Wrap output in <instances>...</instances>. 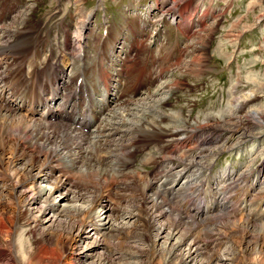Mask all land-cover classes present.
<instances>
[{
	"label": "rangeland",
	"instance_id": "374dc122",
	"mask_svg": "<svg viewBox=\"0 0 264 264\" xmlns=\"http://www.w3.org/2000/svg\"><path fill=\"white\" fill-rule=\"evenodd\" d=\"M15 1L19 5L26 2V5L29 6L25 11L14 16L10 23L2 26L10 33L14 30L21 32L7 35L4 44L0 43V48H6L7 39L10 41L15 35H21L16 41L13 40L17 44L22 39L27 45L34 39L29 49L31 48L30 54L33 56L31 62L36 64V68L32 73V80L26 82L27 90L22 92L25 94L29 91L30 96L39 102H43L47 97L45 85L47 81L38 85L36 94L32 93L34 81L39 82L41 79V73L37 74L38 71L40 72V61L38 60L39 64L36 61L37 53H40V50H34L41 37L38 36V32L35 34L30 32L27 25L29 15L32 16L29 22L45 21L47 36L53 44L61 38L60 28H66L69 21H72V34L65 32V35L78 44L76 62H71L70 59L67 60L68 57H65L55 66L58 69L64 68V60H67L65 66L71 65V69L83 66L84 55H81V52L87 44L85 40L87 37L82 31L89 23L91 8L94 10L85 34L90 38H96L94 42V46L98 45L96 50L104 39L100 35L103 20L109 21L108 24L113 26L114 32L123 30L122 36L125 34V26L128 24L126 22H129L131 26H139L140 23H144L142 30L141 27L138 28L146 36L143 38V43H148L149 45L146 46L160 55L157 62L153 64L162 69L159 78L162 77L167 81L161 90L168 93V95L164 94L163 98L168 97L162 104L157 103L156 105L148 102L147 109H143L144 111L137 109L134 112H137L139 117L146 116L144 125L147 127H158L157 129L160 131L153 129L158 132L155 134L159 138L170 137L165 135V132L176 129V139L185 143L177 144L173 148L169 140L166 141L167 144L163 140V142L148 145L149 147H128V149L131 148V154H126L128 161L122 171L113 175L112 182L103 183L98 187L101 194V207L104 204L109 207L105 210V215H102L105 226L121 222L120 220L115 222L113 219L124 214L126 216L123 219V224H119L123 227L117 232V229L112 225L114 230L104 229L103 234L97 233L96 230L89 238L85 233L87 227L80 230L77 239L74 237V241L77 240V244L81 247L86 246L84 249H88L89 254L87 257L78 259V264H90L95 260L97 253L105 254L106 252L107 255H110V252L114 253L111 256V264H118L125 260L123 257L116 258L118 252L126 254L136 251L139 258L134 261L139 264H189L182 263L184 259L180 253L173 250L169 252L178 235L175 234L168 238L166 237L167 233L163 232L160 237H157L156 223L158 224V222L152 224V215L154 214H150L151 211L146 209V205L141 199L142 187L146 179L155 177L154 180H157L171 167L175 172L184 170L186 173L174 181V187L170 189L172 194L167 193L169 196L165 194V197H168L166 206L169 205V208L177 210L183 217L195 216L197 218H195L197 221L195 230L197 236L201 237H199V243L202 249L212 257H222L216 258L214 264H239L240 262V264H249L250 256L245 254L247 256L242 257L239 248L245 246L246 241L251 237L245 235L243 242L242 225L233 220L243 218L250 221L251 219L254 224L264 226V114H260V111L264 112V0H186L188 1L186 11L192 14L191 18L195 24H197V20L201 24L194 26L186 34L168 19H164L160 31L153 33L156 23L153 19L156 14L152 12L149 16L150 19L144 18L149 7L146 4L153 0H103V5L98 4V0ZM166 1L164 0V2ZM79 2H83V7L77 5ZM33 5L35 7H32ZM86 12L87 14H85ZM76 18L82 19L73 22ZM109 28L110 26L107 28L108 34L113 36ZM202 37L205 38V41ZM46 41L47 39L42 43L44 42L45 45ZM202 41L203 43L200 44ZM60 54L65 55L66 52ZM125 55L126 51L122 49L118 59H122ZM138 55L140 57L138 64L133 66L130 74L142 66L140 60L144 56L147 57V67H149L146 72L150 70L149 51L142 48L138 51ZM98 57L100 55L97 53L95 64L98 68H95L98 69V74L96 77L94 74L89 77L92 67L83 68L84 82L81 92L83 96L87 92L89 97L87 104L100 102L102 107L111 109L117 107L116 105L120 103L121 99L114 93H110L112 97L107 100L106 97L103 98L105 93L103 83L106 78H102L101 73L99 75V70L100 72L104 70L99 69L101 65ZM11 59L12 57L9 55V62ZM29 62L27 61L26 65L22 66L23 70L28 69ZM46 64L45 58L41 69H44ZM16 68L14 61L10 65L8 63V74L14 72ZM61 79H64L63 75L60 77ZM64 82L68 83L66 78ZM127 84L128 82L125 85ZM94 85L96 89L100 87L98 91L103 86L102 91H99L101 99L95 96ZM141 85V81L138 83L130 79V84L126 86L125 90L139 96L141 95L139 92L145 90ZM154 85L155 83L151 82V85L145 88ZM159 86L160 84L145 91L152 92ZM145 91H143V95ZM51 92L56 98L57 110L55 111L61 117L66 113H69L70 117H74L86 104L78 107L75 101L72 103L74 106L71 104L69 108V103L66 104L68 101L64 99L65 94L60 90L59 85L49 86L48 94ZM237 98L242 99V106L239 103L235 108L234 102H238L235 100ZM129 100L131 101L132 98ZM37 115H39L38 111L33 115L35 122L42 121ZM252 115H260V117H251ZM56 122L59 123L58 120ZM183 127L186 128L185 131L182 130ZM128 142L127 139L125 143L128 145ZM54 147L57 148L56 144L48 145L47 151L55 150ZM60 147H62L60 150L62 155L51 154L54 156L51 167H55L59 175L69 174L76 181L79 179V183L71 184V189L83 192L85 195L83 204H87L94 194V187L83 184L82 175H79L81 174L80 166H75V169L68 167L67 161L74 156V152L70 154L67 150L68 147H64L62 144ZM82 147L83 151H90L86 149L87 144H82ZM112 147L114 146L109 149ZM164 147L169 149L164 150ZM120 150L117 148L112 152L115 154L118 152L123 157L125 153H119ZM90 152L95 153V150ZM148 153H150L149 156ZM87 156L89 153H86ZM162 163L164 164L161 165ZM155 165L161 166L154 169ZM20 166L18 165V167ZM152 173L157 175L153 177ZM186 179L189 181L184 185ZM7 182L5 165L0 154V191ZM158 183H160L159 180L156 185ZM40 184L44 183L41 181ZM82 187H86V190ZM65 196L70 197L71 192ZM162 196L163 194L160 196L159 193V197ZM71 200L65 197L63 202L71 207L73 205ZM24 204L25 202L19 206L21 215H13L14 221L18 223L22 231L19 236H16L18 249L20 248L23 252L29 248L36 249L41 240L48 239L54 234V231L56 237L61 236L63 242L70 244L68 230L71 229L70 225L73 223L69 216L65 215L58 222L53 223L51 218L50 220L46 219L51 216V212H45V215H42L38 211L37 207L41 205L40 203L29 207ZM222 212H229L230 218L224 216L230 220L219 223L215 215H223ZM260 212L262 216H259ZM162 218L163 221L167 220L166 216ZM260 229L259 226L257 231ZM95 243H101L102 248L95 246ZM251 246L254 245L250 244ZM77 250L79 251V249ZM247 250L250 252L252 248ZM75 252L74 247L69 245L66 249L67 258L68 255L78 257V253H85L80 251L76 254ZM122 259L123 261H121Z\"/></svg>",
	"mask_w": 264,
	"mask_h": 264
},
{
	"label": "bare ground",
	"instance_id": "6f19581e",
	"mask_svg": "<svg viewBox=\"0 0 264 264\" xmlns=\"http://www.w3.org/2000/svg\"><path fill=\"white\" fill-rule=\"evenodd\" d=\"M191 25V19L185 20L183 30L187 31ZM18 32L21 31L14 30L10 33L0 24V43L4 44V39L7 35H14ZM20 36L21 35H15L13 40L16 41ZM203 41H205V38ZM203 41L200 42V44H202ZM81 42H83V40H81ZM17 45L19 49L26 44L21 39ZM4 49L6 48H0L2 51ZM18 49L16 53L19 52L21 54L22 52ZM28 51L31 52V48L28 49ZM6 59H8V55H6V57L0 56V64L2 63L3 65L5 63V68L2 72L8 74V63L10 65L11 62L14 61L17 68L14 70L13 76L15 77V80L19 82V92L24 94L22 91L27 90L26 82L32 80V73L36 68V64L28 59L27 61H30L28 69L25 71L21 67L20 70H17V61H15L13 57L10 62ZM73 62H76L75 58ZM19 65L22 66L21 64ZM100 73L102 74L99 70V75ZM103 84L105 92L103 98L106 97L107 100L106 80H104ZM161 85L156 87L152 92L147 93V91H145L144 96L139 97V99H132L133 101H127V99L120 100V103L116 105L117 107L111 109L107 105L106 107H108V109L102 107L100 102H91L90 104H87L89 97L87 92H85L83 98L76 103V106L79 107L84 103L86 104L74 117H70L69 113H66V115L64 114L63 117H61V115L55 111L57 110V106H55L56 98L53 96V92L48 94L43 102L36 101L31 96L30 102H28L27 99H19L17 104L15 106L13 105L12 111L0 101V154L3 164L5 165L8 180L7 184H5L0 191V264H78V259L87 257L89 254L88 249H84L86 246L81 247L77 244V240L74 241V237L77 239V234H79L80 230L87 227L85 232L87 238L91 237L96 230L97 233L100 234H103L104 229L114 230V227L117 229V232L120 231V228L123 227L121 225L123 224L122 222L126 215L124 216L123 214L121 215L122 217L120 216L117 217V219H113L115 222L117 220H120L121 222L105 226V222L102 221V215H105V210L109 207H107L106 204L101 207V194L98 187L103 185V183L112 182L113 175L122 171V168L127 163L126 161H128L127 155L131 154V148L128 149L129 146H133L134 148L137 146L146 147L151 144H156L157 142H163V140H169L170 145L175 148L177 144L183 145L184 143V141L179 142L176 139V129H171V131L169 130L170 132H165V135L170 137L164 139L161 137L159 138V136L155 134L158 133L155 130L158 127H153L155 129L147 127L144 125V122H146V116L139 117L137 112H134V110L137 109L140 111L147 109L149 106L148 102L157 105V103L163 99L162 95L159 99H155L156 95L161 94V92H159ZM101 87L103 88V86ZM98 89H100V87ZM29 93L30 92L28 91L27 94ZM235 100L238 101L234 102L235 108L238 107L239 103L240 106H242L241 98ZM66 104H68V102ZM71 104L72 103L68 104L69 108L71 107ZM36 111L39 113L37 116L42 119V121L46 120L45 122H35V117L33 115L36 114ZM155 111H157L156 108ZM260 114H264V112L260 111ZM251 117L258 118L260 115H252ZM56 120H58L59 123L63 122L62 125H59ZM206 121L208 122V120ZM182 130L185 131L186 128L183 127ZM127 139L129 140L128 145L125 143ZM51 144H56L57 148L54 147L55 150L47 151L48 145ZM61 144L64 147H68L67 150L70 154L74 152V156L67 161L68 167L74 168L75 166H80L81 168L79 169L81 170L79 172L81 174L79 175H82L83 184L89 187H94V194L91 199L87 201V204H83L85 202V195L83 192L71 189V184L79 183V179L76 181L69 174L59 175L57 174L58 172L56 168L51 167V162L54 157L51 154H61ZM82 144H87L86 149H89L90 151L95 150V153H91L87 150L83 151ZM111 146L114 147L109 149ZM117 148L121 149V152L119 153H125L123 157H121L122 155L120 156L118 152L117 154L112 152ZM166 148L168 147H164L163 149L166 150ZM86 153H89V156L86 157ZM65 158H67V156H65ZM18 165L21 166L18 167ZM185 173L186 171L184 170L175 172L173 167H171L164 174H161V178H158L157 180H152L155 179V177L152 179H146L142 187L141 199L146 205H144L146 209L148 208L151 211L150 214H154L152 215V224L158 222V224L156 223L157 237H160L163 232L167 233L166 237L168 238L175 234L178 235L170 247L169 252L173 250L174 252L176 251L180 253L184 259L182 263L214 264L216 258L220 259L222 257H212V255L202 249V246L199 243L201 237L199 236V238L197 236L198 234L195 230L197 227V221L195 220L196 217H183L177 210L174 209V211L169 208V205L168 207L166 206L168 197H165V194H172L170 189L174 187V181L177 178L184 176ZM158 180H161V182L156 185ZM41 181L44 184H40ZM188 181L189 180L186 179L184 185L188 184ZM66 186L67 188H65ZM63 189L64 191H62ZM153 189L154 191H151ZM68 192H71L70 197L65 196ZM159 193L160 196L163 194L161 198L159 197ZM169 194L167 195L169 196ZM65 197L66 199L68 198V200L72 199L71 201L73 205L71 207L63 202ZM24 202V205L28 207L40 203L41 205L37 207L38 211H40L42 215H45V212H51V216L46 219L49 218L48 220H50L51 218L53 223L56 221L58 222V220L65 215L69 216V219L73 223L70 225L71 229L68 230V241L70 244L63 242L61 236L56 237L54 231V234L48 239H42L36 249L29 248L24 252L21 251L20 248L18 249L16 236H19L22 231L18 223L14 221L13 215H21L19 206ZM228 213L229 212H222L223 215L217 214L215 217L219 223L222 221H228L230 220L228 219L230 218ZM258 214L259 216H262L261 212ZM164 216H166L167 220L163 221L162 217ZM233 221L242 225L243 233H241V236L243 242L245 235L251 237L246 241L245 246L239 248L241 256L246 257L247 255L245 254H248L250 256L248 257L251 260V262L249 261V264H264V226L254 224L251 219V222L243 218H236V220ZM259 226L261 229L257 231ZM250 244L254 246L250 247ZM69 245L74 247V252L76 251V254L80 251L85 253H78V257L68 255L67 258L66 249ZM95 246H100L102 248L101 243H95ZM249 248H252V251L249 252L247 250ZM77 249H79V251ZM95 249L98 248L95 247ZM106 253H97L96 256L94 255L96 258L90 264H111V256L114 253L110 252V255H107ZM118 253L117 255L115 254L117 259L121 257L125 259L124 261L122 259L121 261L123 262H119L118 264H139L134 261L139 258L137 251L128 252L126 254Z\"/></svg>",
	"mask_w": 264,
	"mask_h": 264
}]
</instances>
